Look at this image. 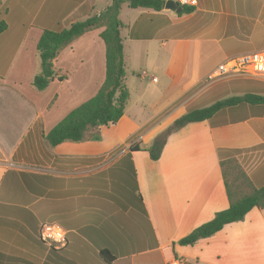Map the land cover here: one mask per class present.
<instances>
[{
  "label": "crops",
  "instance_id": "crops-1",
  "mask_svg": "<svg viewBox=\"0 0 264 264\" xmlns=\"http://www.w3.org/2000/svg\"><path fill=\"white\" fill-rule=\"evenodd\" d=\"M110 3L0 0L6 23L0 34V264H105L97 237L115 255L109 264H264V208L193 245L176 244L228 207L221 160L235 156L253 185H264V109L251 114L243 106L188 123L167 136L157 160L146 150L129 153L132 144L148 147L176 118L200 108L190 103L215 81L205 82L220 64L264 57V0H195L189 13L121 4L129 100L112 125L116 141L107 149L117 152L101 159L83 153V139L51 146L44 137L103 82V28L59 50L56 77L44 90L32 80L40 72L36 44L43 30L59 31ZM229 78L264 84L252 76ZM232 88L236 95H264L261 84L238 81ZM128 153L130 160H123ZM126 168L137 206L122 189ZM145 223L149 239L138 236L135 248L129 232ZM44 224L57 225L65 241H41Z\"/></svg>",
  "mask_w": 264,
  "mask_h": 264
},
{
  "label": "trees",
  "instance_id": "trees-1",
  "mask_svg": "<svg viewBox=\"0 0 264 264\" xmlns=\"http://www.w3.org/2000/svg\"><path fill=\"white\" fill-rule=\"evenodd\" d=\"M123 3H126L130 8H150L158 11L164 7L165 1L111 0L110 5L98 14L75 21L59 31H42L36 44L40 72L32 80L33 87L39 91L44 90L56 77L53 60L59 50L74 39L89 30L102 27L100 38L105 49L103 82L92 97L73 108L45 135L44 138L49 145L56 146L67 141L79 142L84 139L86 132L90 129L113 125L123 116L129 100V92L124 82L123 44L120 36L122 24L118 18L119 9ZM181 8V13H189L193 10L192 6H181ZM5 29L6 23L2 20L0 21V34ZM243 106H248L251 114H262L264 95L251 92L234 95L206 107L190 110L176 118L148 147L141 148L138 143H135L130 146L129 153L146 150L152 160H157L167 136L172 132L191 122L209 120L225 110L238 111ZM129 153L124 156L123 160H130ZM220 169L229 203L228 207L217 212L211 220L196 226L189 234L180 238L176 244L193 245L199 239L212 236L226 224L242 220L252 208H264V185L259 188L255 187L235 156L232 155L221 160ZM233 171L234 176L232 177ZM95 241L99 248V257L105 264H109L114 260L115 255L103 245L100 238H95Z\"/></svg>",
  "mask_w": 264,
  "mask_h": 264
},
{
  "label": "rangeland",
  "instance_id": "rangeland-1",
  "mask_svg": "<svg viewBox=\"0 0 264 264\" xmlns=\"http://www.w3.org/2000/svg\"><path fill=\"white\" fill-rule=\"evenodd\" d=\"M211 78L205 80L210 82ZM238 81H244L246 83L249 84H261L262 85V89L261 91L264 93V84H262V82H260V80H239V78H229L226 80H222V81H213L211 82L209 85H207L204 89H202L200 92L201 94L199 95V98L197 99V101L195 102H191L190 105L191 106H201L202 107H206L218 100H222L231 96L236 95L237 92H239L238 89H234L232 88V86L238 84ZM207 84V83H206ZM252 90H257V89H252ZM251 91V90H249ZM191 95V94H190ZM188 95V96H190ZM187 96V97H188ZM201 97V98H200ZM113 127L112 125H108V126H103L100 128H95L92 130H89L88 132H86L87 134H85L84 139H83V153L84 154H103L102 156L105 157H100L101 159L103 158H107V155H111V153H115L117 152V150L115 151H110L108 150V146L115 143L116 141V136L113 135ZM87 140V141H86ZM110 160L113 158H111V156L108 157ZM241 166V165H240ZM125 180L124 183L122 184V189L128 194L130 195V199L132 200L131 202L133 204H135V206H137L138 204V200L136 199L134 195V184H133V179L131 178L130 174H129V170L128 168L125 169ZM234 176V171H233V175ZM230 179V178H229ZM144 227H141V231L136 232L137 230H135V232H129L130 235H134L136 238V245L135 248H137L139 246V238L138 236H145L146 239H149V231H148V226L145 223V225L143 224ZM107 234H109L110 236H112V234L114 235H118L117 232L112 233V232H107ZM124 234H126V232H124Z\"/></svg>",
  "mask_w": 264,
  "mask_h": 264
},
{
  "label": "built area",
  "instance_id": "built-area-1",
  "mask_svg": "<svg viewBox=\"0 0 264 264\" xmlns=\"http://www.w3.org/2000/svg\"><path fill=\"white\" fill-rule=\"evenodd\" d=\"M179 6H191L195 0H173ZM235 76H252L264 79V57L262 55L247 54L235 57L220 64L212 74L211 80L224 79ZM41 241L52 245L63 243L64 233L55 224H44L39 232Z\"/></svg>",
  "mask_w": 264,
  "mask_h": 264
},
{
  "label": "water",
  "instance_id": "water-1",
  "mask_svg": "<svg viewBox=\"0 0 264 264\" xmlns=\"http://www.w3.org/2000/svg\"><path fill=\"white\" fill-rule=\"evenodd\" d=\"M164 8L175 10L176 12H181V6L177 5L173 0H166L164 3Z\"/></svg>",
  "mask_w": 264,
  "mask_h": 264
}]
</instances>
